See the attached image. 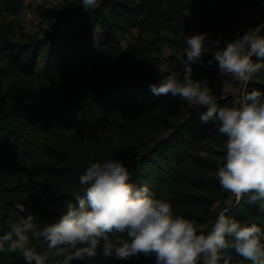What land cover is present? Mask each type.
<instances>
[{
    "label": "trees",
    "instance_id": "obj_1",
    "mask_svg": "<svg viewBox=\"0 0 264 264\" xmlns=\"http://www.w3.org/2000/svg\"><path fill=\"white\" fill-rule=\"evenodd\" d=\"M97 4L91 11L82 7V0H64L50 8L39 5L37 13L48 29L17 40L9 36V18L22 12L23 0H0V26L8 31L0 38V236L29 215L40 227L58 220L67 203H75L74 191L79 188L84 194L80 175L91 163L109 159L123 161L131 183L148 186L155 198L170 203L174 214L196 221L198 227L210 230L224 213L257 224L264 234V211L258 204L249 203L247 196L237 203L219 184L216 173L226 163L227 141L219 133V122H202L207 111L203 106L185 113L187 103L178 96L150 91L164 75L157 70L162 64L183 76L185 38L200 33H207L208 39L203 56L191 64V75L209 84L213 42L219 38L223 47L254 27L247 7L263 10L264 0ZM98 39L115 58L96 46ZM68 77L71 86L65 91L48 88ZM23 86L35 91L16 99L14 89ZM253 90L264 93V69L247 82L246 91ZM217 103L234 106L231 97ZM31 246L38 254L49 251L42 238L33 239ZM102 247L101 241L96 257L71 264L155 262V256L143 254L120 261L104 258ZM7 248L5 244L0 251V264H26L20 253ZM224 259L228 264H252L231 247L223 251L219 264ZM58 260L62 258H50L47 264Z\"/></svg>",
    "mask_w": 264,
    "mask_h": 264
},
{
    "label": "clouds",
    "instance_id": "obj_2",
    "mask_svg": "<svg viewBox=\"0 0 264 264\" xmlns=\"http://www.w3.org/2000/svg\"><path fill=\"white\" fill-rule=\"evenodd\" d=\"M97 6V0H82L85 10ZM261 29L264 24L226 41L223 47L219 38L213 42V58L220 72L247 84L264 69ZM207 39V33L186 36L183 76L162 64L157 70L164 75L150 85V91L157 96H178L189 108L207 109L202 122H219V133L227 137L226 163L216 173L221 188L237 203L247 196L249 203L264 211V93L245 90L237 105L218 106L207 80H195L191 75V64L205 53ZM180 60L184 62L182 57ZM79 184L84 194L77 188L75 203H67L58 220L40 227L35 216L29 215L0 236V251L7 244V250L20 253L26 264H47L50 258H62L57 264H71L96 257L102 241V256L117 261L143 254L155 256L154 264H199L201 260L219 264L223 251L231 247L252 264H264V234L257 224L220 213L210 230L198 227L196 221L174 214L170 203L155 198L148 186L131 183L123 161L91 163L80 175ZM113 233L116 238L110 239ZM41 238L48 243L49 251L44 254L31 246L33 239Z\"/></svg>",
    "mask_w": 264,
    "mask_h": 264
},
{
    "label": "rangeland",
    "instance_id": "obj_3",
    "mask_svg": "<svg viewBox=\"0 0 264 264\" xmlns=\"http://www.w3.org/2000/svg\"><path fill=\"white\" fill-rule=\"evenodd\" d=\"M73 2L75 0H68ZM64 0H23L24 7L22 12L16 16L9 18V22H12L13 31L9 32V36H13L14 39H21L24 35H43V31L48 29V25L44 24L42 18L37 13V8L39 5H44L46 7H55L61 5ZM248 17L253 21L254 27L264 24V9L258 11L252 10V6L247 7ZM8 31H5L3 26H0V38L7 34ZM261 35L264 36V29H261ZM96 46L101 48L112 58L116 57V53L110 49L105 48L98 39ZM75 47L72 45L70 50H73ZM214 51V46L211 47ZM213 53V52H212ZM170 51L165 50V57L169 56ZM215 61V60H214ZM214 75L209 80V87L212 89V93L215 95L217 101L220 99H227L231 97L234 101V105H237L240 100L243 92L246 90V85L242 82L235 80L230 74L222 73L219 71L218 63L215 61L213 64ZM71 77L63 78L59 82H56L55 86H50L48 88L52 90H61L65 91L70 85ZM71 86V85H70ZM33 86H23L21 88L14 89L15 98L18 99L26 93H33ZM196 108H189L186 104L184 107V112L187 113L188 110H195ZM35 122L42 121L41 118L34 119ZM52 126V125H51ZM56 128V126H55ZM56 130H59L57 128Z\"/></svg>",
    "mask_w": 264,
    "mask_h": 264
}]
</instances>
